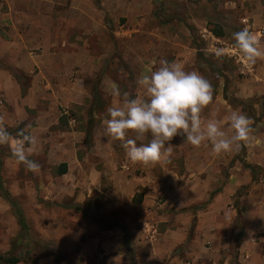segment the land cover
Listing matches in <instances>:
<instances>
[{
    "label": "crops",
    "instance_id": "crops-1",
    "mask_svg": "<svg viewBox=\"0 0 264 264\" xmlns=\"http://www.w3.org/2000/svg\"><path fill=\"white\" fill-rule=\"evenodd\" d=\"M136 1L98 0L96 4L95 0H2L1 21L8 28L6 34L9 39L0 36V54L13 50L14 68L24 72L30 80L24 83L13 79L11 86L21 102H17L19 112L10 121H3L9 126L20 125L23 127L21 130L28 132L35 140L32 153L44 155L57 168L62 163L67 164L65 174L58 175L56 171L54 175L62 181L65 189L61 200L72 199L73 203L66 208L58 206L63 212H59L62 217L55 224H60L62 231L72 229L70 233L82 234V256H97L100 259L95 258L96 264L101 258L107 264H132V259L135 264H165L162 248H171L173 252L187 241L192 229L190 222L163 228L161 222L166 220L164 217L169 213L168 208L171 211L172 208L205 201L206 207L194 214L198 218V225L194 227V259L192 263L182 260L183 264H220V260L223 264H230V259L225 258L222 252L231 247L233 215L239 213L246 226L238 247V262L264 264V183L251 185L248 193L238 197V206H231L238 191L252 184L254 174L250 168L251 173L238 168L225 177L220 170L226 164L225 153H213L210 145L193 147V164L190 167L197 170L189 176L179 174L175 168L168 166L169 154L154 165L132 163L125 153L121 155L120 147L104 133L101 122L106 118L109 106L104 113L93 112L92 135L90 140L87 138L85 126L90 119L89 109L93 100L87 93L86 85L80 82L88 74L89 69L86 68L94 67L96 58L91 56L85 42L92 36L101 37L99 34L107 16H115L119 9L136 10L139 3ZM147 2L149 4L150 0ZM250 8L251 12L247 15L251 25L248 27L258 46L264 50V0H254ZM210 34L213 35L212 32ZM79 40H84V43ZM70 46H79L81 52L72 50ZM33 48L39 52H32ZM75 60H79V65L83 67L80 70L83 75L72 80V62ZM248 71L251 75L241 84L244 91L240 95L242 98L263 97L264 57L259 58ZM117 99L119 97H112L110 104ZM72 105L86 106L82 118L85 122L68 117L70 111L67 108ZM62 116L66 117L68 125L60 123ZM263 138L252 143L261 147H255V151H264ZM125 159L127 162H123L119 170L118 161ZM129 165L141 166L145 173L133 174L132 169H127ZM104 172L109 175L104 176ZM204 173L205 176H202ZM94 191L110 195L109 205L104 202L102 206L110 207L113 216L124 217L125 213L118 211L122 207L137 208L139 218L143 217L139 220L140 228L136 229L138 233L133 227L135 214L123 223L127 225L132 245L124 240L125 233L121 228L106 227L95 220L103 211L95 201H90ZM55 200L58 203L61 201ZM191 217L190 214L188 218ZM71 224L76 229L64 228V225L68 227ZM130 234L133 236L130 237ZM101 248H105L106 252H101ZM111 248L113 250H109ZM132 248L137 255L135 259L130 255ZM176 259H172V264L176 263ZM85 264H88L87 261Z\"/></svg>",
    "mask_w": 264,
    "mask_h": 264
},
{
    "label": "rangeland",
    "instance_id": "rangeland-1",
    "mask_svg": "<svg viewBox=\"0 0 264 264\" xmlns=\"http://www.w3.org/2000/svg\"><path fill=\"white\" fill-rule=\"evenodd\" d=\"M1 2L2 0L0 4ZM136 2H139L136 10L134 8L133 10L119 9L115 16H107L104 19L103 30L99 34L101 37L92 36L85 42L87 50L93 58H96V62L94 67L86 68L89 69L88 74L82 77L81 82H78L86 85L87 93L94 101L90 109L96 106L99 113H104L107 106L116 104L120 98L113 104H110V101L112 97H117L113 94L117 88L121 93H129L130 97L142 96L143 91L137 82L143 75L158 68L161 58L175 62L186 71H199L210 81L213 88V100L201 113L202 123L208 119H217L220 121V126L230 133L231 130L227 128V117L234 109H239L251 118L253 131L250 140L242 144L239 149L225 153L226 164L220 169L222 175L229 177L230 171L233 173L238 168L243 171L247 169L248 173H251L247 164L256 168L255 175L252 176V184L240 189L234 196L231 206L235 208L239 203L238 197L248 193L251 185L264 183V151H255V147L259 149L261 147L252 145L264 135L262 134L264 111L256 105L257 102L264 101V96L242 98L240 95L244 91L241 84L251 75V72L243 65L244 59L241 53L238 50L233 51L236 49L231 35L232 32L243 28L251 30L248 27L251 22L247 13L251 12L250 5L254 0H150L151 4L150 2L148 4L147 0ZM95 3L98 4V0H95ZM0 12H3V8H0ZM127 12H130L129 16ZM1 13L0 36L9 39L6 34L8 28L1 21ZM245 18L248 20H244ZM214 29H223L226 36L218 38L211 35L210 32ZM80 43H84V40ZM70 48L81 52L79 46H70ZM218 48L224 50L220 56L216 55ZM12 51L8 49L6 54H0V126L5 127L12 136L11 143L0 145V160L3 163L2 180H0V257L16 255L23 258L22 264H85V261L88 264H96L95 258L100 259L97 256H82L84 253V249H81L82 234H72L70 233L72 229L68 232L62 231L63 227L55 224L62 217L59 212H63L58 206L62 205L66 208L73 201L72 199L61 200L65 189L61 185L62 181L54 175L57 171L54 163L42 154L30 152L27 154L28 157L40 165L39 171L33 173L17 163L11 155L18 139L28 135V132L21 130L22 126H9L3 121H10V118L18 116L17 102L21 103L11 83H14V78L24 83L30 81L29 76L14 68L15 58ZM32 52L39 51L33 48ZM79 64V60L72 62L74 67L71 73L72 80L83 75L80 71L83 67ZM225 93L229 98L228 101L224 99ZM67 110L70 111L68 117L76 118L78 122H85L82 118L86 113V106L72 105ZM113 141L120 147L121 155H123L125 149L122 147V142L114 139ZM170 143L174 148L169 153L168 166L186 176L197 170L190 167L193 164L192 150L195 147L183 143V137L180 136L173 137ZM118 162L117 166L121 170L123 162L127 160ZM127 169H132L133 174L145 173L141 166L136 168L135 165H129ZM167 174L172 175L170 172ZM108 175V172H104V176ZM202 176H205V173ZM5 191L9 192L18 206L25 211L27 221L34 231L33 239L25 241L24 244H19L16 240L20 225L13 208L2 196ZM104 197L107 198L106 201L103 200ZM55 198L61 200L60 203ZM110 198V195L93 192L90 201H95L103 211L97 218L94 217L95 220L102 222L103 225L118 223L127 228V225L123 223L135 214L133 227L135 230L139 229L141 224L139 220L143 217L139 218L137 208L122 207L118 211L122 210L125 216H113L110 214L112 211L110 207L102 206L104 202L109 205ZM206 205L207 201L179 209L172 208L173 213H170L168 208L169 213L164 215L166 220L161 222L163 228L167 225H185L190 222L192 229L188 233L187 241L175 248L173 252L171 248H162L165 264H172V259L175 257L177 258L175 264L192 263L194 227L198 225V218L194 214ZM190 214L192 217L188 218ZM233 218L232 244L229 250L222 252V255L230 259V264H239L238 247L246 222L240 213L234 214ZM69 227L76 229L75 225L71 224L68 227L64 225V228ZM135 232L138 233L137 230ZM133 234H130V237ZM124 240L130 244L129 237H124ZM101 252H106V249L101 248ZM202 253L206 254V252ZM130 255L134 259L137 256L134 248L131 249ZM99 264H107V262L101 258ZM220 264H223L222 260Z\"/></svg>",
    "mask_w": 264,
    "mask_h": 264
},
{
    "label": "clouds",
    "instance_id": "clouds-1",
    "mask_svg": "<svg viewBox=\"0 0 264 264\" xmlns=\"http://www.w3.org/2000/svg\"><path fill=\"white\" fill-rule=\"evenodd\" d=\"M234 47L250 65L264 57V50L248 28L231 33ZM222 48L216 55L223 53ZM142 96L130 97L117 88L113 94L120 99L106 109L102 120L107 137L122 142L127 159L144 166L154 165L171 153L173 137H183V143L193 147L210 145L216 154L239 149L248 142L253 131L251 118L239 109L227 117L229 131L217 119L202 123L201 113L213 100L210 81L199 71L185 69L161 58L159 67L138 80ZM11 133L0 126V145L11 143ZM147 141V142H144ZM35 140L24 135L17 141L11 155L15 161L35 173L40 165L28 157Z\"/></svg>",
    "mask_w": 264,
    "mask_h": 264
},
{
    "label": "trees",
    "instance_id": "trees-1",
    "mask_svg": "<svg viewBox=\"0 0 264 264\" xmlns=\"http://www.w3.org/2000/svg\"><path fill=\"white\" fill-rule=\"evenodd\" d=\"M211 32L214 36H216L218 38H224L226 36V33L223 29H214ZM224 99L226 101L229 100L226 93L224 94ZM93 103H94V101H93ZM256 104H258L259 107L261 108V110L264 111V101L263 102H257ZM95 107L96 106H94V108L89 110L90 119L88 120V123L85 126L88 140L91 139L92 129L94 126L93 112L94 111L97 112L99 110L98 108H95ZM60 123H62V125H64V126L68 125L66 117L62 116L60 118ZM2 166H3V163H2V160H0V180H2V178H1ZM247 167L250 168L252 170L253 174L255 175V170H256L255 166L247 164ZM66 172H67V164H65V163L60 164L57 168V174L63 175ZM1 189L3 190V187ZM2 196L13 208L14 214H15V216L18 220V223L20 225V232H19L18 237L16 239L18 241V243L24 244L25 241L33 239L34 235L32 232H34V231H33L32 227L30 226V224L28 223L27 218H26L22 208L18 206L17 202L14 200V198L11 196V194L9 192L5 191L4 193H2ZM104 226H108L111 228H115V227L121 228L125 233V237L128 238V230L125 226H120V225H118V223L117 224L112 223L111 225H104ZM22 261H23V258L16 256V255H13L10 257H7V256H1L0 257V263L1 264H18ZM132 264H135L133 259H132Z\"/></svg>",
    "mask_w": 264,
    "mask_h": 264
},
{
    "label": "built area",
    "instance_id": "built-area-1",
    "mask_svg": "<svg viewBox=\"0 0 264 264\" xmlns=\"http://www.w3.org/2000/svg\"><path fill=\"white\" fill-rule=\"evenodd\" d=\"M233 51H237V49L236 50H233ZM242 61H243V65H245V67L247 68V70H250L251 65L248 64L247 62H245L244 60H242Z\"/></svg>",
    "mask_w": 264,
    "mask_h": 264
}]
</instances>
